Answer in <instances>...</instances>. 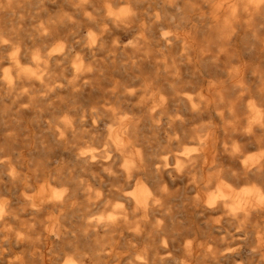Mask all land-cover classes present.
<instances>
[{
	"label": "bare ground",
	"instance_id": "1",
	"mask_svg": "<svg viewBox=\"0 0 264 264\" xmlns=\"http://www.w3.org/2000/svg\"><path fill=\"white\" fill-rule=\"evenodd\" d=\"M48 2L70 11L0 0V192L42 182L21 204L33 224L1 198L0 225L33 236L8 230L9 246L31 252L48 207L77 219L93 264H264V0Z\"/></svg>",
	"mask_w": 264,
	"mask_h": 264
},
{
	"label": "rangeland",
	"instance_id": "2",
	"mask_svg": "<svg viewBox=\"0 0 264 264\" xmlns=\"http://www.w3.org/2000/svg\"><path fill=\"white\" fill-rule=\"evenodd\" d=\"M41 2H43V6L45 7V12L41 13V17H45L46 15L49 14H53L55 12H58L61 10H65L66 12L70 11V7L66 4L63 3L60 7H57L55 5H51L48 1L49 0H39ZM128 4L125 2H120L119 4H117V6H115V8L121 9V8H125L127 7ZM36 24V23H35ZM208 25V24H207ZM134 36H132L131 39H128V37H124L123 39L125 40L124 42H129L131 40H133ZM110 40V38H109ZM11 51H9L7 54H9ZM23 64L27 67H33V63L25 58L23 60ZM1 66V70H5L8 71V68L10 67V63L9 62H4L0 64ZM141 85V83H136L133 85H129L128 89H136L137 87H139ZM108 87H110V85L106 86L105 89L106 91H108ZM141 87V86H140ZM112 86L110 87L109 90H111ZM138 89V88H137ZM141 89V88H140ZM135 90V92L132 95V98L136 99L137 97H139L141 95V90ZM191 94H195L196 91L195 90H191L190 91ZM121 98H125L126 96H121ZM6 103H8V100H5ZM57 113V114H56ZM63 114H61L59 112H55V117L60 120ZM59 117V118H58ZM250 151H254L252 149H250ZM255 152V151H254ZM253 153V152H252ZM23 182V180H22ZM41 183H38L37 186L35 187H29L28 189H22L20 184L21 182H18V188H16V190L12 191L11 193H3L0 192V200L1 198L5 199H10L8 200L10 202V204L13 206L14 209H17L18 211V217L22 220H24L25 222H28L29 224H33L34 220H35V208L36 206H29L28 208V212L25 210L21 209V204L26 202H34L35 204H38L36 202V200L40 197L39 196V186H41ZM182 187H184L183 184H180L178 186H171V190H176L177 188L179 189H183ZM205 192V191H203ZM206 193V192H205ZM102 199V198H101ZM97 201H100L98 199H96ZM90 210H91V216L98 217L100 215H103L106 212V207H104L102 204H100V206H95L92 205L90 206ZM39 216L40 218L42 217L44 219V221L39 225L41 231L40 234L38 236H34L35 238L33 239V241H35L33 243V247L31 252L24 254L23 250L26 251V247H24L22 244H17V245H12L7 243L9 242V237L6 235V232L8 230H10L9 232L11 233H18V234H23V237H25V239H31L33 236H29L28 234V230L22 229V226L18 223V222H9L8 225H0V235H1V239H0V249L3 251V254H0V264H10V262H13V264H19L18 262H21V264H33L35 261H33V259H37V258H43L45 259L46 263H48V258L51 256H55L57 257V263L58 264H63V262L68 261V260H72L75 264H79V257H77V252H82L84 254V259L86 264H93V261H95V257L91 258L90 253H92L90 251V245H92V243H87L88 240H81L78 239L77 237L73 236L76 235L75 233V227L76 226V218L73 216V218L70 221H64L62 218V214L59 210L57 209H53V208H48L45 207L43 208L40 212H39ZM59 218V219H58ZM58 219V220H57ZM59 221L60 224L62 226H64L65 230H68V234L66 235L65 238H58L55 233H54V226L55 223ZM73 225V226H72ZM7 228H6V227ZM71 226V227H70ZM73 227V228H72ZM6 228V229H4ZM5 230V231H4ZM14 231V232H13ZM71 231V232H70ZM72 231H74V234L72 233ZM70 234V235H69ZM55 235V236H54ZM37 237V238H36ZM219 238L224 237V233L218 234ZM8 238V239H7ZM185 242H187V238H183L180 243L179 246L183 247ZM201 241H196V243H199ZM237 242V240H236ZM127 245H133L135 246V244L129 243L127 242ZM206 245V244H205ZM207 246L211 247L212 244L209 243L207 244ZM9 248L12 249V251H9ZM141 248H137L134 247L131 251H126L123 250L124 252L122 253V257L126 258L127 260H131L133 258L136 257V254L140 251ZM132 252H135V254H133ZM170 256H176V257H182L183 256V252L182 249H173L171 251H169L168 253ZM167 254V255H168ZM41 255V256H40ZM196 255H198L196 253ZM26 256V258H25ZM22 259V260H21ZM5 260V261H4ZM84 261V260H83ZM115 261V260H114ZM113 260L109 259V257H106L104 259H102L101 261H99V264H113L114 263ZM257 260H254V263H249L248 259L243 257V258H237V260L234 261L233 264H255ZM124 262H122L123 264Z\"/></svg>",
	"mask_w": 264,
	"mask_h": 264
}]
</instances>
